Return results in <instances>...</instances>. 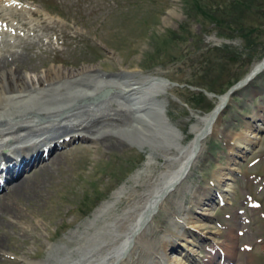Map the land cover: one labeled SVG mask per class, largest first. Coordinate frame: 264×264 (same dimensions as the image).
Instances as JSON below:
<instances>
[{
    "label": "rangeland",
    "instance_id": "1",
    "mask_svg": "<svg viewBox=\"0 0 264 264\" xmlns=\"http://www.w3.org/2000/svg\"><path fill=\"white\" fill-rule=\"evenodd\" d=\"M19 1L29 2L54 18L45 21L42 13L31 11L35 26L29 30L39 34L37 38L41 42L22 54L27 69L32 66L35 73H41L52 68L79 71L93 67L105 75L136 71L141 76L156 75L169 80L172 84L164 94L165 114L181 132V143L185 146L193 140L191 126L197 124L191 112L206 115L218 101L204 91L223 95L264 58V10L252 8L243 15V21L234 18V22H220L215 9L228 8V0ZM170 11L174 14H169ZM214 14L218 17L213 18ZM240 26L248 28L250 35L245 37ZM0 68L3 69L2 65ZM252 96L254 100L250 99ZM263 102L264 69L230 97L217 124L218 137L207 141L208 154L214 157V148L242 129L245 121L237 115L241 117L244 111L254 108V103ZM91 143L86 139L68 141L55 150L53 157L58 156L55 163L50 161L41 172L37 168L33 173L27 171L32 183L30 190L17 197L11 195L10 200L27 220V227L38 226L27 237L2 223L7 235L2 238L0 264L45 261L52 251L47 249L48 245L65 243V236L80 229V224L101 202L109 199L113 190L143 167L149 152L121 142L108 148L103 143ZM205 143L198 165L185 180L189 186L184 183L181 188L182 207L171 211V214L175 212L172 214H176L175 218L180 210L194 214L193 196L198 189L208 186L206 178L213 164ZM253 144L247 155H242V161L236 160L238 170L241 167L239 175L234 177L230 198L222 206H212L214 218L206 221L205 231L217 229L215 238L219 242H233L229 260L232 264H264V133ZM256 157L258 161L252 163ZM156 161L159 164L161 159ZM158 171L160 167L152 170L154 174ZM251 174L263 177L254 179ZM248 193L256 204L250 208L246 205ZM178 197L177 193L173 194L167 203ZM166 216L161 210L154 223L171 230L175 225L167 224L171 216ZM237 231L242 232L241 236L236 235ZM183 233H186L184 228ZM150 235L154 240L162 237L160 233ZM197 253L202 256L200 260L208 257L202 249H197Z\"/></svg>",
    "mask_w": 264,
    "mask_h": 264
},
{
    "label": "bare ground",
    "instance_id": "2",
    "mask_svg": "<svg viewBox=\"0 0 264 264\" xmlns=\"http://www.w3.org/2000/svg\"><path fill=\"white\" fill-rule=\"evenodd\" d=\"M31 11L42 13L26 1L0 0V65L3 67L0 68V181L4 180L3 173L9 177L15 175L5 183V192L0 195V248L2 238L7 235L4 224L27 237L38 226L27 227V220L13 208L10 196L17 197L30 190L31 181L23 167L30 164V173L36 166L41 172L50 161L55 163L58 156L53 157L50 152L46 159H32L31 155L37 149L41 152L76 138L86 139L92 145L103 143L107 148L121 142L149 152L143 167L113 190L109 199L101 202L80 224V229L65 236V243L53 247L49 244L47 249L52 251L46 260L31 264H213V258L219 255L212 254L203 261L196 251L198 238L210 242L219 232L217 229L203 231L206 221L214 217L213 199L205 195L208 189H203L191 201L196 209L192 216L180 210L175 218L176 214L172 216L175 212L171 214V211L182 207L181 188L184 183L190 184L185 180L201 157L204 140L216 132L220 114L217 109L228 103L227 93L207 95L218 100L208 114L191 112L197 124L191 126L193 140L185 146L181 143V132L166 117L164 94L170 84L162 77L141 76L136 71L105 75L93 67L79 71L52 68L41 73H35L32 66L27 69L22 54L41 42L37 38L39 34L29 30L35 26ZM42 15L45 21L54 20L45 13ZM26 17L30 19L24 20ZM263 63L264 58L254 64L249 74L253 77ZM260 122L245 121L240 131L229 136L228 162L224 167L218 164L222 168L215 177L221 184L220 201L227 202L233 191L231 171L238 169L236 159L231 156L236 151L234 147H241L238 154L251 148L254 126L260 127ZM21 167L18 174H13ZM155 167H160L156 174L152 172ZM175 193L178 199L167 203ZM161 210L171 216L167 224L175 225L173 229L154 223ZM155 233L162 237L154 240L150 234ZM211 243L224 248L217 264L230 259L234 249L232 241L215 244L212 240Z\"/></svg>",
    "mask_w": 264,
    "mask_h": 264
},
{
    "label": "trees",
    "instance_id": "3",
    "mask_svg": "<svg viewBox=\"0 0 264 264\" xmlns=\"http://www.w3.org/2000/svg\"><path fill=\"white\" fill-rule=\"evenodd\" d=\"M228 8H222V10H218V8L215 9V11H218L219 13V19L220 22L222 20L227 21L228 23L234 22V18H238L240 21H243V15H247L251 11H248L249 9H254L255 11H263L264 10V4H262L263 0H228ZM257 2L255 5L254 3ZM214 17H218L217 15H213ZM211 17V18H212ZM242 30V34L247 37L250 35V32L248 31V28H243L240 26ZM234 57V55H233ZM192 95H199L198 93H192Z\"/></svg>",
    "mask_w": 264,
    "mask_h": 264
},
{
    "label": "water",
    "instance_id": "4",
    "mask_svg": "<svg viewBox=\"0 0 264 264\" xmlns=\"http://www.w3.org/2000/svg\"><path fill=\"white\" fill-rule=\"evenodd\" d=\"M264 64V63H263ZM263 67V66H262ZM260 69H258L257 71H259ZM253 74H249L247 77H245L243 80H239L237 83H235L233 86H231L229 88V90L226 92L227 94H230L235 88L239 87L240 85L244 84L245 81H247L248 79H250L252 77ZM221 107H219L220 109ZM219 109H217V111H219ZM253 122V121H252ZM261 133V130L258 131V134Z\"/></svg>",
    "mask_w": 264,
    "mask_h": 264
}]
</instances>
